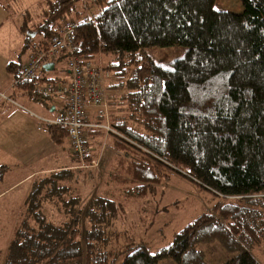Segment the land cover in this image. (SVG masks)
Listing matches in <instances>:
<instances>
[{"label": "trees", "instance_id": "1", "mask_svg": "<svg viewBox=\"0 0 264 264\" xmlns=\"http://www.w3.org/2000/svg\"><path fill=\"white\" fill-rule=\"evenodd\" d=\"M78 1L42 0L38 23L27 13L20 30L28 31L27 44L42 32L31 45L45 48L59 24L73 20L75 54L104 57L100 63L113 74L107 87L114 131L102 157L109 170L88 177L74 158L73 165L29 174L4 264H112L120 253L121 264H209L199 245L213 240L238 252L223 264H260L248 247L264 236V0H241V13L215 9V0H94L98 9L83 15ZM150 46L184 50L162 65L146 54ZM21 64H7L16 85L48 104L54 94L37 86L64 77L24 79ZM49 128L56 142L67 136L62 124ZM100 133L89 130L90 138ZM9 168L0 165V178ZM172 170L222 199L155 252L140 244L120 248L122 203L106 193L146 197ZM90 178L111 189L94 190Z\"/></svg>", "mask_w": 264, "mask_h": 264}, {"label": "rangeland", "instance_id": "2", "mask_svg": "<svg viewBox=\"0 0 264 264\" xmlns=\"http://www.w3.org/2000/svg\"><path fill=\"white\" fill-rule=\"evenodd\" d=\"M41 5L42 0H0V78L5 79L7 74H12L7 70L9 62L14 61L19 64L25 62L33 48L31 42L36 43L43 37L42 32L35 33L31 35L32 39L27 44L28 31L24 34L20 30L27 13L30 14L33 23H38ZM98 7L94 0H79L76 3L81 15L87 13L89 9H98ZM214 7L235 13H241L244 9L241 0H215ZM73 18H76L75 15ZM183 48L182 46L177 48L150 46L146 48V54L155 62L167 65L173 58L182 55ZM96 59L104 65L102 55ZM43 72L49 77L67 78V63L64 59L57 60L54 69ZM12 75V82L16 81ZM112 78L113 74L109 81ZM17 87H13L7 93L3 92L5 96L0 94V145L4 144L3 146L18 157L17 165H10L0 178V190L16 182L31 169L61 163L73 165L76 161L75 167L83 168L82 172L88 177L99 170L105 177L110 164L102 157L109 149L110 132L99 128L102 133L90 138V143L94 147V156H98L99 163L97 167H83L81 161L72 154L68 136L56 142L50 132L49 124L52 118H59L58 115L66 105L65 96L55 94L49 97L46 102L56 108L51 110L41 98L28 92L24 93ZM108 105L110 106L109 101ZM100 121H104V117H101ZM19 164L20 169L23 170H18V173L12 172ZM28 177L7 188L6 192L4 191L6 195L0 198V264L5 263L18 211L29 191L31 180ZM90 179L94 182V190H102L105 194L108 184L99 181L98 178ZM108 188L111 189V186ZM113 190L106 194L122 203L116 225L120 233V248H125L124 245L140 244L151 252L171 243L178 230L203 212L211 211L215 202L222 199L185 174L173 170L157 185V190L146 197L124 199L119 192ZM199 247L209 264H223L238 253L234 250L229 251L218 240L200 243ZM248 248L258 262L264 264V236ZM124 255L125 253L117 255L112 264H121ZM161 264L173 263L164 260Z\"/></svg>", "mask_w": 264, "mask_h": 264}, {"label": "built area", "instance_id": "3", "mask_svg": "<svg viewBox=\"0 0 264 264\" xmlns=\"http://www.w3.org/2000/svg\"><path fill=\"white\" fill-rule=\"evenodd\" d=\"M78 46L77 23L73 20L62 21L45 48H36L28 53L20 66L24 79L44 76L43 64L54 62L65 55L68 77L56 83L43 81L37 90L45 94H60L66 99L65 114L52 119L51 123L66 127L72 154L81 161V166H98V156H94V147L90 143L89 130L102 128L106 132L114 131L109 123L107 81L112 77L110 70L100 62L83 59L75 54ZM101 115L104 121L94 119ZM91 154V157L88 155Z\"/></svg>", "mask_w": 264, "mask_h": 264}, {"label": "crops", "instance_id": "4", "mask_svg": "<svg viewBox=\"0 0 264 264\" xmlns=\"http://www.w3.org/2000/svg\"><path fill=\"white\" fill-rule=\"evenodd\" d=\"M8 70V69H7ZM11 75L12 74H7L6 75V78L4 79V78H0V91H2V92H0V94H1V96L3 95V96H5L4 94H3V92H5V93H7V92H9L13 87H17V85H16V81H13L12 82V80H11ZM13 76V75H12ZM13 79H14V77H13ZM15 82V83H14ZM108 83H109V81H107V85H108ZM18 89H19V87H17ZM47 105H49V103L47 104ZM52 107V106H51ZM54 107V106H53ZM55 108V107H54ZM53 108V109H54ZM13 116V115H12ZM9 117V116H8ZM58 117H59V115H58ZM6 119H7V117H6ZM52 119H54V118H52ZM89 137H90V134H89ZM66 138V137H65ZM4 144H2V145H0V165H2V164H6V165H17V158L18 157H16V156H14V154L13 153H11L10 152V150H8L7 148H6V146H3ZM5 147V148H4ZM15 161V162H14ZM66 164H68V163H61V164H57V165H50V166H46V167H38V168H34V169H31V170H29V171H27L25 174H23L22 176H20L17 180H16V182H14L13 184H9L8 186L9 187H11L12 185H14L15 183H17L18 181H21L22 179H24L27 175L28 176H30L31 174H33L34 172H37V171H42V170H47V169H51V168H55V167H59V166H64V165H66ZM21 167H20V164L18 165V166H16L15 167V169L12 171V172H14V173H18V170L20 171V170H23V169H20ZM30 174V175H29ZM29 178V177H28ZM10 190V189H9ZM8 191V190H7ZM6 192V191H5ZM5 192H3V193H1L0 194V198H2L3 196H5L6 195V193ZM16 221H17V219H16Z\"/></svg>", "mask_w": 264, "mask_h": 264}, {"label": "water", "instance_id": "5", "mask_svg": "<svg viewBox=\"0 0 264 264\" xmlns=\"http://www.w3.org/2000/svg\"><path fill=\"white\" fill-rule=\"evenodd\" d=\"M43 67L46 69V70H51L54 68V62L53 61H49V62H46L43 64ZM53 106L51 107V110H53Z\"/></svg>", "mask_w": 264, "mask_h": 264}]
</instances>
